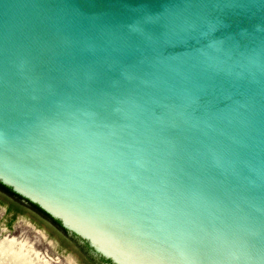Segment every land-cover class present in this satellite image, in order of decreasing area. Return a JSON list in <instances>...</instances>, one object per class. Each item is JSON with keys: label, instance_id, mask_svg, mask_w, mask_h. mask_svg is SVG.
Listing matches in <instances>:
<instances>
[{"label": "water", "instance_id": "1", "mask_svg": "<svg viewBox=\"0 0 264 264\" xmlns=\"http://www.w3.org/2000/svg\"><path fill=\"white\" fill-rule=\"evenodd\" d=\"M0 181L113 264H264V0H0Z\"/></svg>", "mask_w": 264, "mask_h": 264}, {"label": "rangeland", "instance_id": "2", "mask_svg": "<svg viewBox=\"0 0 264 264\" xmlns=\"http://www.w3.org/2000/svg\"><path fill=\"white\" fill-rule=\"evenodd\" d=\"M10 201L11 198L0 191V243L17 239L33 248L48 264H91L78 244L27 206H21L17 212H7Z\"/></svg>", "mask_w": 264, "mask_h": 264}, {"label": "trees", "instance_id": "3", "mask_svg": "<svg viewBox=\"0 0 264 264\" xmlns=\"http://www.w3.org/2000/svg\"><path fill=\"white\" fill-rule=\"evenodd\" d=\"M0 191L11 198V201L7 207V212L11 211V210H13L14 212H17L18 210L21 209V206H27L30 210L36 212L37 214H39L43 218L49 220L63 234H68V230L62 226L60 220L51 217L47 212H45L43 209H41L36 203H33V202L25 199L21 195L17 194L15 191L12 190V188L10 186L3 184L1 181H0ZM72 236H73V238H78L73 233H72ZM80 247L82 248L83 251L86 252V255L89 258V262H91V264H100L98 262V260L106 262L107 264H113L110 259H106L101 255H99L98 260H96L95 257H93L92 254L89 253V250H92V248L89 246V244L86 240H82V245H80Z\"/></svg>", "mask_w": 264, "mask_h": 264}, {"label": "bare ground", "instance_id": "4", "mask_svg": "<svg viewBox=\"0 0 264 264\" xmlns=\"http://www.w3.org/2000/svg\"><path fill=\"white\" fill-rule=\"evenodd\" d=\"M0 264H48V261L30 246L10 238L0 243Z\"/></svg>", "mask_w": 264, "mask_h": 264}, {"label": "flooded vegetation", "instance_id": "5", "mask_svg": "<svg viewBox=\"0 0 264 264\" xmlns=\"http://www.w3.org/2000/svg\"><path fill=\"white\" fill-rule=\"evenodd\" d=\"M49 221V220H48ZM55 226V225H54ZM56 227V226H55ZM63 234V233H62ZM65 237H67L70 241H72L73 243H76V244H78L79 246L80 245H82V240L79 238H73V236H72V233H70L69 231H68V234H63ZM77 237V236H76ZM85 252V251H84ZM86 253V252H85ZM89 253L90 254H92V256L93 257H95V259L96 260H98V257H99V255L98 254H96V253H94V251L93 250H89ZM98 262L100 263V264H107L106 262H103V261H99L98 260Z\"/></svg>", "mask_w": 264, "mask_h": 264}]
</instances>
